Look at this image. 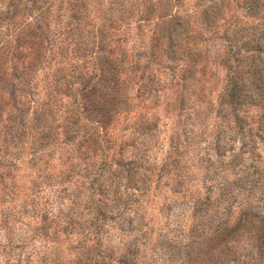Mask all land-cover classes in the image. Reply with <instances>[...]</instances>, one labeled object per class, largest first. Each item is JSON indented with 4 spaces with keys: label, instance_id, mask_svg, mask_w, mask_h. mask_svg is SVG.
I'll list each match as a JSON object with an SVG mask.
<instances>
[{
    "label": "rangeland",
    "instance_id": "1",
    "mask_svg": "<svg viewBox=\"0 0 264 264\" xmlns=\"http://www.w3.org/2000/svg\"><path fill=\"white\" fill-rule=\"evenodd\" d=\"M252 39L264 0H0V264H264V130L217 123Z\"/></svg>",
    "mask_w": 264,
    "mask_h": 264
},
{
    "label": "trees",
    "instance_id": "2",
    "mask_svg": "<svg viewBox=\"0 0 264 264\" xmlns=\"http://www.w3.org/2000/svg\"><path fill=\"white\" fill-rule=\"evenodd\" d=\"M176 19L181 18H165L162 23L166 24ZM155 38L165 42V46L160 44L161 46L149 51V58L152 57L156 61L172 60L175 57L185 60V57L192 52L191 48L187 47L186 44H181V41L189 39L188 35L183 31L177 32L165 28ZM250 41L252 43L251 46L233 50L235 55L229 56L228 63L224 67L230 73V76L225 79L222 92L217 95V108L221 112V115L217 117L219 127L250 128L251 130L260 128L264 130V47L260 39L255 41L252 39ZM114 63L109 61L107 74L103 67L98 64L94 65L96 70L94 72L106 75V79H109V81L127 74L120 70L119 65H117L119 63ZM196 67L197 65L194 61L192 63L187 61L181 68L174 70L173 80L177 81L175 86L178 89H182L191 78L190 76H194L197 73ZM179 72L180 76H178ZM117 81L120 82L121 80L117 79ZM113 89L112 87L109 90L108 98L104 95L99 98L104 100L105 97V102L108 104L105 112H108L109 117L114 115L116 98L117 95L119 96V93L116 92V94ZM78 92L79 95L80 93L85 94L91 102L93 101L90 97L93 96L95 98V95H97L95 85L90 82ZM176 148L177 145L175 144V150ZM246 215L248 216L249 214ZM260 240L262 243L264 242L262 237Z\"/></svg>",
    "mask_w": 264,
    "mask_h": 264
}]
</instances>
